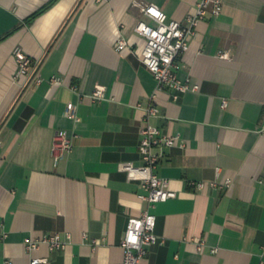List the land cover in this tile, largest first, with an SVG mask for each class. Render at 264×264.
Masks as SVG:
<instances>
[{
    "label": "crops",
    "instance_id": "crops-1",
    "mask_svg": "<svg viewBox=\"0 0 264 264\" xmlns=\"http://www.w3.org/2000/svg\"><path fill=\"white\" fill-rule=\"evenodd\" d=\"M50 1L0 0V264H28L26 239L56 232L65 249L34 252L48 264H123L129 220L147 203L121 164L143 163L148 121L180 136L156 147L157 172L178 196L152 208L159 240L142 264H263L264 0H225L221 15L200 23L176 69L199 88L178 99L157 90L142 60L136 26L152 20L138 3L185 21L199 0H57L25 22ZM121 37L129 44L119 51ZM17 46L39 61L41 83L18 76ZM54 75L64 83L53 85ZM98 87L105 96L95 101ZM69 104L81 122L66 115ZM152 105L159 112L148 119ZM58 131L76 137L56 161ZM226 179L230 187L193 184Z\"/></svg>",
    "mask_w": 264,
    "mask_h": 264
},
{
    "label": "built area",
    "instance_id": "built-area-1",
    "mask_svg": "<svg viewBox=\"0 0 264 264\" xmlns=\"http://www.w3.org/2000/svg\"><path fill=\"white\" fill-rule=\"evenodd\" d=\"M225 0H199L196 9L189 14L185 21L169 19L167 13L155 3H138L142 13L148 16L152 22L140 19L136 32L146 38V46L143 51V62L153 72L157 80V90H169L174 99H178L181 93L190 89L197 90L199 85L191 87L189 81L182 80L177 73V58L185 53L190 47V41L197 33L200 23L209 15L219 16L224 8ZM128 41L121 37L116 43L117 50H124L128 46ZM13 54L19 64L18 76L28 81L36 78L38 83L43 78L38 74L40 63L33 59L23 47H15ZM227 53H223L226 56ZM53 85H61L64 80L61 76L54 75L50 78ZM77 90V86H72ZM105 90L98 87L92 98L95 101L103 99ZM227 99L223 106L227 105ZM157 106H150L147 118L157 115ZM66 115L75 123L81 122L78 108L74 104H69L66 108ZM76 134L69 136L64 131H58L53 142V154L56 161L70 153L74 147ZM180 141L179 135L168 134L150 121L142 128V140L140 152L143 159L141 165H136L132 161L121 164V169L128 173L130 179L141 181L144 192L139 194L141 200L147 203V208L142 215L130 218L128 227L123 239L125 258L123 264H142L143 258L147 254V248L159 240L156 233L157 215L152 212V208L158 202L167 201L178 196V193L170 187V180L157 172V166L162 157V153L156 151V147H172ZM184 146L183 143H181ZM264 183V178L261 179ZM199 188L230 187L232 179L223 182L217 180L193 182ZM94 242H97L95 240ZM43 244H47L50 250H62L67 246V241L63 239L61 233L56 232L45 235L39 239L27 238L26 250L30 255L28 264H48V256H36L34 252L41 249ZM199 249H203L205 242L198 240ZM213 251H217L214 248ZM3 264H15L11 258H6ZM264 264V262H263Z\"/></svg>",
    "mask_w": 264,
    "mask_h": 264
},
{
    "label": "trees",
    "instance_id": "trees-1",
    "mask_svg": "<svg viewBox=\"0 0 264 264\" xmlns=\"http://www.w3.org/2000/svg\"><path fill=\"white\" fill-rule=\"evenodd\" d=\"M55 2H57V0H52L50 1L48 4H46L44 7H42L41 9H39L38 11H36L35 13H33L32 15H30L25 22L26 23H31L36 17H38L40 14H42L43 12H45L49 7H51ZM22 26V24H21ZM6 37L1 38L0 40L4 39Z\"/></svg>",
    "mask_w": 264,
    "mask_h": 264
}]
</instances>
